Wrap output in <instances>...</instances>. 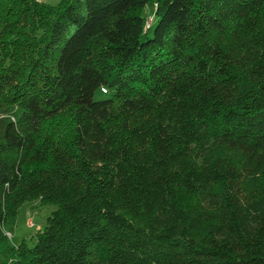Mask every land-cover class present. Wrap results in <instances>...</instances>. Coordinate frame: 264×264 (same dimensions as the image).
Here are the masks:
<instances>
[{
	"label": "trees",
	"instance_id": "obj_1",
	"mask_svg": "<svg viewBox=\"0 0 264 264\" xmlns=\"http://www.w3.org/2000/svg\"><path fill=\"white\" fill-rule=\"evenodd\" d=\"M8 107L0 264H264V0H0Z\"/></svg>",
	"mask_w": 264,
	"mask_h": 264
},
{
	"label": "rangeland",
	"instance_id": "obj_2",
	"mask_svg": "<svg viewBox=\"0 0 264 264\" xmlns=\"http://www.w3.org/2000/svg\"><path fill=\"white\" fill-rule=\"evenodd\" d=\"M43 1L49 5H55L60 0H37ZM143 15L148 22L152 17V6H148L143 10ZM152 32V27L148 31ZM96 98H102L103 95L97 93ZM15 113V107L1 108L0 109V126L1 123L12 118ZM55 208L51 204H42L38 200L24 202L19 206L18 214L14 224L6 227V234L9 241L13 245L19 244L25 240L27 245L31 246L34 243V235L39 228H43L47 223V217Z\"/></svg>",
	"mask_w": 264,
	"mask_h": 264
},
{
	"label": "built area",
	"instance_id": "obj_3",
	"mask_svg": "<svg viewBox=\"0 0 264 264\" xmlns=\"http://www.w3.org/2000/svg\"><path fill=\"white\" fill-rule=\"evenodd\" d=\"M102 90H104V89H102ZM13 118V117H12Z\"/></svg>",
	"mask_w": 264,
	"mask_h": 264
}]
</instances>
